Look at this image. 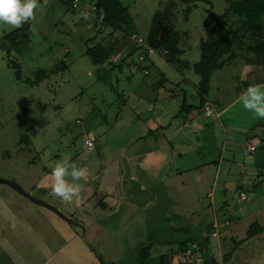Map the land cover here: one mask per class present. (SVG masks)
Instances as JSON below:
<instances>
[{
	"label": "rangeland",
	"instance_id": "374dc122",
	"mask_svg": "<svg viewBox=\"0 0 264 264\" xmlns=\"http://www.w3.org/2000/svg\"><path fill=\"white\" fill-rule=\"evenodd\" d=\"M65 1L38 0L39 7L35 10L34 21L14 30L0 26V177L12 179L7 171L17 167L18 172L26 174L32 180L39 177L41 168L51 171L57 163L63 161L79 168L82 163L90 164L93 172L98 171L101 166L97 164L95 152H82L84 135L89 136L92 133L95 138L96 132H99L96 140L104 149V155L100 159L104 163L115 152V145L122 144L126 137L139 132L137 123L141 127L145 125L143 118L148 98L163 91L167 94L170 89L175 99L167 95L166 101L170 100L176 105L175 100L180 99L179 90L182 88L186 93L187 103H198L195 83H198L200 77L193 70V64L200 57L199 41L206 36L204 20L207 9L212 6L214 21L220 18L227 6L226 0H208V3L197 0L186 20L184 9L187 4L181 0H120L128 7L122 21L127 31H135L145 39L155 14L163 12L174 2L176 29L188 34L180 44L185 49L181 61L188 62V67L180 66L179 63H167L159 50L156 51L157 54L140 63L149 71L145 75L141 69L129 67L125 63L119 67L110 63L93 64L84 51L86 39L93 36L94 28L91 27L92 20L87 19L80 9L83 7L94 16L97 11L93 9V0H79L80 7L74 9ZM22 36L25 38L24 42L21 40ZM15 38L22 44L19 53L16 51L18 44L15 45ZM134 42L128 40L120 49L121 53L131 51L128 59L130 64H138L140 49H134L137 46ZM249 46L254 47L255 43L249 41ZM221 59L226 60L225 64L212 72L209 88L211 91H223L228 98L243 90L249 80L239 79L245 65L242 59L227 60L226 55ZM62 60L65 68H61ZM249 65L251 64H247L248 67ZM55 68H58L56 72H48L45 78L35 81L37 70L50 71ZM17 69L20 71V78L16 75ZM159 70L170 83L155 89L152 83ZM259 77L264 78L263 67ZM210 89L208 97L211 96ZM234 108L223 114L222 119L228 116L233 126L237 129L239 126L241 131L245 130L249 123L242 120V117L246 119L247 115H239L241 118L236 116V108L243 109L241 103ZM243 140L244 137L240 139L241 143H237V147H226L223 152L208 146L209 151L202 154L213 156L214 163L220 162L219 156L223 157V166L226 164L229 149L236 156L232 173L224 174L225 170L221 168L220 174L213 180L212 200L207 196L208 189L203 191V184L213 176L204 173L202 185L195 188L192 181L200 177L199 171L195 172L196 176L194 171L185 172V179H189V182H185L184 191L190 194L189 199L176 194L182 190H173L172 194L175 196L172 199L175 203L168 207L165 221L158 225L155 219L154 237L164 243L162 246L153 244V256L175 249L176 243L171 240H181L185 234L188 235L185 228L191 227L195 235L203 237V230L213 229L215 213L219 228L222 224L224 227L221 230L225 228L222 236H226V240L223 241L224 236L217 238L210 234L206 256H214L221 262L223 254H226L222 264H264V231L256 236L248 234L253 221L264 226V168L260 169V174L253 175L248 167L243 170V165L240 166L243 157L250 155L244 149ZM199 146L204 150L203 145ZM221 146L222 143L217 145L218 148ZM78 148L82 151L76 157ZM247 159L252 160L251 156ZM199 162L194 154L187 155L182 160L187 169ZM33 163L36 165L32 166ZM110 169L112 165L105 170L103 177L110 173ZM85 172L87 174L88 171ZM226 178L228 183L223 186L222 182ZM92 181L95 182V179L92 178ZM27 184L22 183V186ZM241 189L245 190V201L239 197ZM99 196L93 200L98 201ZM106 199L110 203L108 197ZM258 210H261L260 213L253 216ZM223 218H228L226 225ZM239 218L240 221L237 222ZM216 234L219 235L218 231ZM230 236H233L232 240ZM107 244L111 246L113 243L108 241ZM197 244L195 242L193 247H197ZM112 250L115 249L112 247ZM206 256L197 251L191 256V260L195 264H201Z\"/></svg>",
	"mask_w": 264,
	"mask_h": 264
},
{
	"label": "crops",
	"instance_id": "0c3cea01",
	"mask_svg": "<svg viewBox=\"0 0 264 264\" xmlns=\"http://www.w3.org/2000/svg\"><path fill=\"white\" fill-rule=\"evenodd\" d=\"M252 48L264 51V43H255ZM242 68L239 79L246 78L249 86L258 85L264 88V79L259 77L261 66L248 67L245 64ZM169 83L166 82L165 85ZM246 89L244 87L228 98L223 91L210 89L211 96L207 98L206 105L214 107L215 112L211 115H206L203 110L195 107L192 110L184 109L182 105L186 101V93L182 88L179 90L180 99L175 100L176 105L170 100L166 101L167 95L175 99L170 89L167 94L164 91L155 94L146 100L143 118L145 125L141 127L137 123L139 132L126 137L122 144L115 145V152L104 163L100 161L104 149L96 140L100 134L97 131V137L94 138L91 133L89 136L93 138V151L101 168L93 172L90 164H81L80 168L88 172L79 181L83 187L74 204L61 203L49 195L52 182L50 170L41 168L39 177L30 180L26 174L18 172L17 167L16 170L9 169L7 173L24 190L55 205L69 220L31 201L9 185L0 183V264H136L140 248L151 244L152 249L154 243L162 246L164 241L154 237L155 219L158 225L165 221L168 207L175 203L172 199L175 196L172 194L173 190H182L176 194L189 199L190 194L184 191L185 182H189V179H185V172L194 171L196 176L195 172L199 171L200 177L192 181L195 188L202 185L204 173L213 176L203 184V191L208 189L206 193L211 200V185L217 174H220L221 168H224V174L232 173L236 158L234 151L229 149L226 164L223 166V157L219 156L220 162L214 163L213 156L202 155L209 151L208 146L223 152L226 147H237V143H241L240 139L244 137V149L250 155L243 157L240 166L243 165V170L248 167L253 175L260 174V169L264 168V120L255 118L253 113L248 114L244 108H236L237 118H241L239 115H247L242 120L249 123L241 131L239 126L237 129L232 125L228 116L222 119L223 114L235 109L240 103L239 97ZM196 96L198 103L190 104H199L198 94ZM139 120L138 116L137 122ZM220 143L222 146L218 148ZM199 145H203L204 150ZM250 145L254 147L253 150H248ZM82 150H76V157L81 151L89 152L83 143ZM190 154H194L200 162L187 169L182 160ZM249 156L252 160L247 159ZM111 165L110 173L103 177V173ZM235 165L238 166L236 163ZM212 168L215 169L212 171ZM21 181L28 183V186H22ZM226 183L227 178L222 185ZM97 195H100V199L94 201ZM106 197L110 203L106 201ZM213 215V221L218 225L216 214ZM226 220L228 218L224 219ZM239 221L240 218L237 222ZM222 227L219 228L218 225L217 238L224 234L225 228L221 230ZM184 231L188 235L185 234L181 240L194 235L191 227ZM223 238L226 240V236ZM230 238L232 240L233 236ZM108 241L113 244L109 246Z\"/></svg>",
	"mask_w": 264,
	"mask_h": 264
},
{
	"label": "trees",
	"instance_id": "16d2710c",
	"mask_svg": "<svg viewBox=\"0 0 264 264\" xmlns=\"http://www.w3.org/2000/svg\"><path fill=\"white\" fill-rule=\"evenodd\" d=\"M73 0H66V4L72 8ZM187 4L184 9V19L189 18V14L192 11L193 6L197 0H181ZM209 2L208 0H204ZM227 6L219 19L213 21V13L211 11L212 6L207 9V15L204 20L206 27V36L202 37L199 41L200 57L197 62L193 64V70L199 75L200 80L195 83L197 94L200 99L198 105H193L183 102V108L191 110L195 107L198 110H203L205 113V107H211L212 105H206L209 91V84L211 74L214 70L221 68L225 64V59H221L222 56H227V60H234L237 58L242 59L245 64L259 65L264 68V51L252 48L249 46V41L254 43H264V0H226ZM93 7L96 10V14L93 16L92 29L94 28V34L89 39H86V54L90 61L95 65H103L110 63L112 66H121L123 63L128 64L129 67L135 66L137 69H141L146 75L149 74L148 69L140 64L145 61L147 57L157 54L156 51H161L164 55L165 61L169 64L179 63L180 66L188 67V62H182L181 56L185 49L180 46L182 41L188 37L187 32L179 31L176 29L174 2L167 6L163 12L155 14L153 21L150 25L149 32L144 39L145 43L153 48L155 51L152 55H146L143 61L138 60V64L129 62L131 51L128 53H121V47L130 40L132 34H136L135 31H127L122 25V21L127 14L128 7L120 0H93ZM88 19V18H87ZM158 22L166 25L169 32L163 38H159ZM26 28V27H23ZM138 34V33H137ZM99 37V40L95 39ZM21 40L24 42L25 38L22 36ZM15 45L18 44L16 51L19 53L21 45L20 41L15 38ZM133 48L140 49V54L143 53V47L138 43H135ZM128 60V61H127ZM153 63V62H152ZM183 63V64H182ZM61 68H65L64 61L61 62ZM58 68L47 70H37L35 81L38 82L45 78L49 73L56 72ZM20 71L17 69L16 75L20 78ZM157 78L153 81V88L157 89L169 82L167 77L159 70ZM159 75L161 77H159ZM159 77V78H158ZM264 79V78H263ZM185 81V80H184ZM33 82V81H32ZM194 82H192L193 84ZM245 87L249 86V83H245ZM183 90V89H182ZM184 91V90H183ZM215 111L213 110L211 115ZM240 192H244L241 191ZM239 192V194H240ZM212 222V227L214 225ZM224 223H228L226 220ZM216 224V223H215ZM213 227V230H217ZM211 230H206L203 237L193 235L190 238L182 240H171L176 243V248L169 251V253H161L153 256L151 244H148L139 249L136 264H195L191 260V256L197 253V251L206 256L208 254L207 240ZM264 231V227L258 223L253 222L250 224L248 234L256 236L258 233ZM212 235V234H211ZM213 237V235H212ZM215 237V236H214ZM223 241L224 238H223ZM196 243L197 247H193ZM187 250L189 254L187 255ZM198 255V254H197ZM226 254H223L222 261H224ZM214 256L205 257L201 264H222ZM189 262V263H188Z\"/></svg>",
	"mask_w": 264,
	"mask_h": 264
},
{
	"label": "clouds",
	"instance_id": "9594fccd",
	"mask_svg": "<svg viewBox=\"0 0 264 264\" xmlns=\"http://www.w3.org/2000/svg\"><path fill=\"white\" fill-rule=\"evenodd\" d=\"M39 7L38 0H0V26L14 30L25 23L35 20V10ZM242 107L253 113L255 118L264 120V88L250 85L240 95ZM85 171L68 161L57 163L51 170L52 182L49 195L64 204H74L80 196L82 185L79 181Z\"/></svg>",
	"mask_w": 264,
	"mask_h": 264
},
{
	"label": "built area",
	"instance_id": "2783aa9c",
	"mask_svg": "<svg viewBox=\"0 0 264 264\" xmlns=\"http://www.w3.org/2000/svg\"><path fill=\"white\" fill-rule=\"evenodd\" d=\"M72 6H73V8H79V7H80L79 0H73V1H72ZM80 9H81V12L84 13L85 16H87V18H89V19H92V18H93V15H91V13H90L88 10L84 9L83 7H80ZM93 9H94V7H93ZM130 40H134L135 43H138V44L141 45V46L143 47V49H144V50H143V53L140 54V55L138 56V60H139V61H143V60L145 59V56H146V55H152V54L155 53V51L153 50V48L149 47V46L145 43L144 39H143L142 37H140L139 35H137V34H132V35L130 36ZM213 110H214V109L211 108V107H208V106L205 107V113H206V114H210ZM83 145H84V147H85L89 152H92V151L94 150V142H93V138H92L91 136H85V137L83 138ZM253 149H254V147H253L252 145L248 146V150H253ZM239 197H240V199L243 200V201L246 200V195H245L244 192H240ZM213 227L216 228V224H215V223H214ZM216 231H217V230H213L211 234H212L213 236H215V237H218V235L216 234ZM216 235H217V236H216ZM189 252H190V251L187 250V255L189 254Z\"/></svg>",
	"mask_w": 264,
	"mask_h": 264
},
{
	"label": "water",
	"instance_id": "95a60500",
	"mask_svg": "<svg viewBox=\"0 0 264 264\" xmlns=\"http://www.w3.org/2000/svg\"><path fill=\"white\" fill-rule=\"evenodd\" d=\"M158 28H159V38H163L164 36H166L169 32L168 28L166 25H163L161 22H158ZM0 183L9 185L10 187H12L13 189L19 191L22 195L26 196L28 199H30L31 201L43 205L51 210H53L55 213H57L58 215H60L61 217L65 218L66 220L68 219L66 217L65 214H63L61 212V210H59L58 207H56L55 205L49 203L46 200H43L41 198H38L36 196H34L33 194H31L30 192L24 190L21 185L13 179H8L5 177H0ZM69 220V219H68Z\"/></svg>",
	"mask_w": 264,
	"mask_h": 264
}]
</instances>
